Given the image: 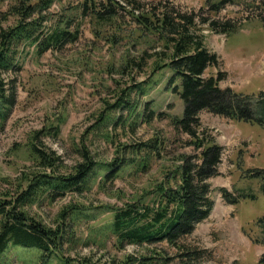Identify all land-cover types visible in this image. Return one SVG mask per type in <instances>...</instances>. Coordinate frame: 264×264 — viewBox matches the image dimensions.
<instances>
[{
	"label": "rangeland",
	"instance_id": "rangeland-1",
	"mask_svg": "<svg viewBox=\"0 0 264 264\" xmlns=\"http://www.w3.org/2000/svg\"><path fill=\"white\" fill-rule=\"evenodd\" d=\"M12 1L0 0V11L5 12ZM138 1L145 9L163 2L180 12H194L197 26L192 30L222 60L219 69H209L207 74L225 71L222 88L255 96L264 92V0H232L219 10L211 6L223 0H211L209 6L207 0ZM78 2L59 0L52 10L65 14L62 6L75 7ZM59 15L46 25L48 30ZM203 19L209 23L202 24ZM211 21L219 26L229 23L233 31L218 32L210 26ZM135 28L125 13L114 17L100 33L83 24L79 39L58 50L40 55L36 46L19 49L18 67L7 74L16 88L17 104L0 129L1 186L5 184L3 179L18 178L23 172H45L30 155L32 144L60 156L57 169L61 174L83 161L80 155L84 147L99 167L115 161L132 163L113 181L99 184L106 172L101 169L97 182L85 192L52 194L32 208V213L48 225H54L60 209L71 203H81L88 209L90 217L80 229L86 240L73 254L108 258L137 251L135 246L118 250L113 238L101 248V237L90 235V229L95 227L93 231L97 232L112 222L109 207L122 206L131 195L151 192L156 184L166 181L175 173L183 154H196L188 137L171 125V118H182L185 111L184 102L173 89L180 79L172 84L171 67L156 71L150 57L138 65L145 50L152 52V48L159 50L163 45L155 37L140 39ZM116 29L129 41L113 46L108 38ZM126 58H134L140 67L126 68ZM200 118L202 132L219 143L224 153L220 175L210 180L213 211L184 242L201 253L200 264H259L264 254V234L259 224L264 217V191L263 181L250 177V172L264 168V126L207 111ZM53 127H59L58 135ZM156 140L161 143L159 152L142 147ZM222 188L237 197L236 204L225 200ZM154 248H160L167 257L176 254L165 243ZM177 263V258L165 262Z\"/></svg>",
	"mask_w": 264,
	"mask_h": 264
},
{
	"label": "trees",
	"instance_id": "trees-1",
	"mask_svg": "<svg viewBox=\"0 0 264 264\" xmlns=\"http://www.w3.org/2000/svg\"><path fill=\"white\" fill-rule=\"evenodd\" d=\"M229 1L232 0H223L211 7L219 10ZM210 2L207 0V6ZM58 3L59 0H13L5 12L0 11V129L17 104V91L7 74L18 67L19 49L36 46L40 55L58 50L79 39L83 24L91 25L100 33L114 17L125 13L135 23L134 30L140 33V39L155 37L162 43L163 48L159 50H145L137 63L142 66V61L150 57L154 59L156 71L171 67L174 71L172 84L180 79V84L173 89L184 102L185 111L182 118H171V125L188 137V144L196 154H183L175 173L156 184L151 192L131 195L122 206L108 208L113 215L112 222L98 228L97 232L93 231L95 227L91 228L90 235L101 237V248L113 238L118 250H125L127 246H135L138 250L121 257L103 258L73 254L86 240L80 229L90 216L83 204L62 207L54 225L34 215L32 208L52 194L85 192L97 182L101 169L106 172L98 183L113 181L132 163L130 160L115 161L99 167L90 150L84 147L80 155L83 161L72 171L61 174L57 169L60 156L32 144L30 155L36 166L45 172H23L18 178L3 179L7 186L0 185V264H165L175 258L179 260L177 264H200L201 253L187 247L184 240L213 211L210 180L220 175L224 153L219 143L202 132L200 114L207 111L233 121L264 126V92L255 96L222 88L220 83L226 78L225 71L207 74L209 69H219L222 60L192 30L197 26L194 12H180L163 2L145 9L138 0H79L75 7L62 6L65 14L59 15L52 10ZM55 15L61 17L48 30L46 25L54 21ZM204 23L209 22L203 19ZM210 26L221 33L233 31L229 23L219 26L211 21ZM117 32L116 29L108 38L113 46L123 40L129 41L130 38L119 36ZM135 64L134 58H126V68H134ZM51 129L59 134V127ZM160 145L156 140L142 147L153 153L160 151ZM250 177L260 178L264 191V168L253 170ZM221 192L228 203H237V197L233 198L228 190L222 188ZM259 224L264 234V217L259 219ZM161 243L174 249L175 256L167 257L160 248H154ZM259 264H264V254Z\"/></svg>",
	"mask_w": 264,
	"mask_h": 264
}]
</instances>
